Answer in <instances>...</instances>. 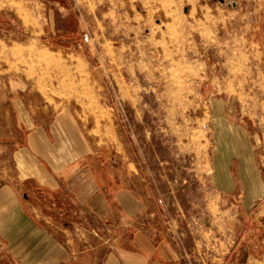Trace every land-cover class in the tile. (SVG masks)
Instances as JSON below:
<instances>
[{
  "label": "rangeland",
  "instance_id": "obj_1",
  "mask_svg": "<svg viewBox=\"0 0 264 264\" xmlns=\"http://www.w3.org/2000/svg\"><path fill=\"white\" fill-rule=\"evenodd\" d=\"M63 109L136 174L137 221L180 264L240 238L264 264V0H0V123Z\"/></svg>",
  "mask_w": 264,
  "mask_h": 264
},
{
  "label": "crops",
  "instance_id": "obj_2",
  "mask_svg": "<svg viewBox=\"0 0 264 264\" xmlns=\"http://www.w3.org/2000/svg\"><path fill=\"white\" fill-rule=\"evenodd\" d=\"M16 118L0 123V264H180L164 226L137 221L151 209L136 174L115 169L70 109L48 126ZM242 239L219 264L261 262Z\"/></svg>",
  "mask_w": 264,
  "mask_h": 264
}]
</instances>
